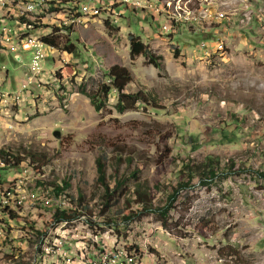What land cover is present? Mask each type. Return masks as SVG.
Wrapping results in <instances>:
<instances>
[{
  "label": "rangeland",
  "instance_id": "rangeland-1",
  "mask_svg": "<svg viewBox=\"0 0 264 264\" xmlns=\"http://www.w3.org/2000/svg\"><path fill=\"white\" fill-rule=\"evenodd\" d=\"M6 4H15L25 18L23 28L6 35L2 46H22L34 19L40 23L33 34L43 51H49L47 37L55 49L30 84L25 83L33 73L31 54H20L23 63H18L19 54L0 51V150L22 159L13 172L31 168L28 153L45 155L34 161L31 182L23 187L35 194L26 196L25 204L38 209L34 215L6 217L9 232L0 241V264H42L39 255L70 234L126 249L138 264H264V0L104 2L92 3L90 11L57 8V3L41 11L16 0ZM100 10H111L112 20L98 17ZM65 19H80L85 27L67 32L53 27ZM131 37L160 58L159 67L142 55L131 56ZM69 45L72 54L63 50ZM61 64L71 65L72 74L58 82ZM115 65L131 74L125 92L152 95L156 109L136 104L118 113L111 93L104 109L94 111L79 89L85 85L90 92ZM208 157L219 161L223 175L209 185L194 180L181 191L166 228L154 214L122 219L133 179L119 190L107 218L100 216L99 158L108 185L139 169L155 205L163 206L181 181L183 165ZM9 169L0 174L9 176ZM65 181L70 185L65 195L48 187ZM80 194L89 215L51 223V211L71 209ZM80 250L74 247L65 258L76 262ZM63 259L56 254V261Z\"/></svg>",
  "mask_w": 264,
  "mask_h": 264
},
{
  "label": "trees",
  "instance_id": "trees-1",
  "mask_svg": "<svg viewBox=\"0 0 264 264\" xmlns=\"http://www.w3.org/2000/svg\"><path fill=\"white\" fill-rule=\"evenodd\" d=\"M76 26L85 27L81 23H78ZM52 39L53 38L47 37L43 41L44 43L54 46ZM63 50L68 54H72L74 52V47L73 45L64 46ZM130 54L132 57L142 55L155 67L160 66L158 62L160 58L152 54L148 50L147 46L140 42L139 38H130ZM71 74L72 66L69 64H61L55 73V79L58 82H61L70 78ZM103 76L105 80L97 81L95 88H93L90 92L86 91L85 85L81 86L79 89V93L89 99L90 104L95 112H100L104 109L111 93L116 94V103L114 105V109L118 113H124L126 111L133 110L136 104H139L143 109L157 108L155 97L152 95L146 94L142 91L136 93L125 92L127 85H129L132 80L130 72L125 67L117 65L112 66L106 72H104ZM28 156L30 158V162H28V164L32 167L35 160H38L39 158H45L44 154H38L36 152H30L28 153ZM21 160V158L13 156V154L8 151L5 152L4 150H0L1 167L5 166V168H15L23 164ZM44 164L45 163L43 162L41 165ZM219 164L220 163L216 158L211 157H208L204 161L196 163L195 165L184 164L181 171V181L177 182L176 187L172 188V192L167 194L168 196L166 204L163 206H157L155 205L149 186H147L146 183L141 182L138 178L139 169L130 172L126 178L118 180L114 183V186L111 187L106 181L104 163L102 162L101 158H99L96 162V182L103 190V196L101 197L103 208L100 212V216L107 218L105 213L111 206L116 204L120 198L118 196L120 195L118 194L119 190H121L122 186L128 179H133V189L127 190L128 196L124 199L125 211L122 212V219L129 221L133 217H142L145 215L154 214L158 217V221L160 222L161 226L166 228L168 223V214L172 209V205L177 200L179 193L183 190L189 189L192 185V181L194 180L200 181V183L203 185H209V183L214 181L219 175H223L220 172L221 170H219ZM261 175L264 177V174ZM40 186H42V184ZM48 187L52 189V192L55 195H65V190L68 189L70 185L65 181L62 186L50 183L48 184ZM84 202V197L82 194H80L76 201L72 200L71 203L73 205L71 209L65 211L56 210L51 215V223H71L79 219L80 216L89 215L88 205ZM75 207L76 209H74ZM134 207L135 210H133ZM108 221L109 223H112L110 219Z\"/></svg>",
  "mask_w": 264,
  "mask_h": 264
},
{
  "label": "built area",
  "instance_id": "built-area-1",
  "mask_svg": "<svg viewBox=\"0 0 264 264\" xmlns=\"http://www.w3.org/2000/svg\"><path fill=\"white\" fill-rule=\"evenodd\" d=\"M139 0H16V2H24L25 9H39L49 10L50 3H57V8H75L82 9V11L92 10V3L111 2V5L122 3L124 5H137ZM111 10L97 11L98 17L105 16L108 20L111 19ZM23 18L19 16V10H15V4H6V0H0V30H3V37H0V51H10L17 53L15 61L23 63L20 54H31L30 67L33 71L26 77V83L30 84L34 75L42 72L44 61L49 55L53 54L54 46L49 45V51H42V44H38V36L33 34L37 31V25L40 22L30 19V28L32 30V37L25 41L22 46H2V39L6 35H13L14 30L23 28ZM80 19H65L59 20L57 23H52L57 30L71 31ZM37 24V25H35ZM163 29H167L166 26ZM38 34V32H36ZM3 166L0 171L7 170ZM33 167L26 169H19L18 172H13V167L10 168V175L3 176L0 174V241L7 239L9 226L6 225V217L14 212H27V215H34V210L38 209L36 204H25L26 196H35L33 193L26 192L23 187L25 184H30V173ZM32 178V177H31ZM57 210V209H56ZM56 210H52L54 213ZM72 221V220H71ZM59 225V224H57ZM55 225L48 230L47 236H52V230L56 228ZM33 229V227H31ZM32 230L28 233L31 234ZM26 238L30 237L26 234ZM44 241V240H43ZM74 247H83V257H76V262L70 264H138L137 258L126 249L121 247H108L107 243L96 242V240L89 239L88 235L70 234L64 238L61 244H56L53 251H47L46 255H39V260L51 264L56 259V254L74 252Z\"/></svg>",
  "mask_w": 264,
  "mask_h": 264
},
{
  "label": "bare ground",
  "instance_id": "bare-ground-1",
  "mask_svg": "<svg viewBox=\"0 0 264 264\" xmlns=\"http://www.w3.org/2000/svg\"><path fill=\"white\" fill-rule=\"evenodd\" d=\"M92 6H93V5H92ZM104 6H105V5H104ZM95 10H96V9H95ZM75 17H76V16H75ZM17 32H18V31H17ZM22 34H23V33H22ZM14 35H15V34H14ZM31 36H32V35H29L25 41L29 40V39L31 38ZM23 38H24V37H23ZM12 39H13V38H12ZM38 44H40V43L38 42ZM22 45H23V44H22ZM42 51H43V49H42ZM63 223H67V222H63ZM79 252H82V250H80ZM57 255H58V254H57ZM79 257H83V252H82V255L79 256ZM61 260H62V259H61ZM70 263H74V260L71 261V259H69V258H64L62 262H59V261L53 260V262H52L51 264H70ZM42 264H46V262H42Z\"/></svg>",
  "mask_w": 264,
  "mask_h": 264
},
{
  "label": "water",
  "instance_id": "water-1",
  "mask_svg": "<svg viewBox=\"0 0 264 264\" xmlns=\"http://www.w3.org/2000/svg\"><path fill=\"white\" fill-rule=\"evenodd\" d=\"M53 136H54L55 138H59V137H60V134H59L58 131H55V132L53 133Z\"/></svg>",
  "mask_w": 264,
  "mask_h": 264
}]
</instances>
